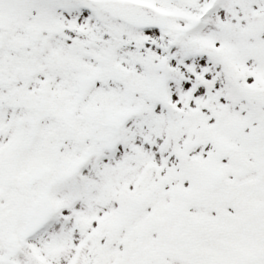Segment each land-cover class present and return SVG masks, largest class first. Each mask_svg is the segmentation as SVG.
<instances>
[{"label": "snow or ice", "instance_id": "1", "mask_svg": "<svg viewBox=\"0 0 264 264\" xmlns=\"http://www.w3.org/2000/svg\"><path fill=\"white\" fill-rule=\"evenodd\" d=\"M0 264H264V0H0Z\"/></svg>", "mask_w": 264, "mask_h": 264}]
</instances>
